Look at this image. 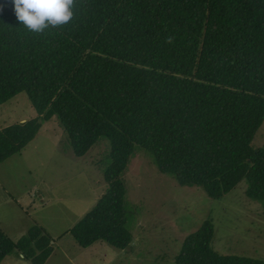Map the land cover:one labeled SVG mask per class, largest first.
Returning <instances> with one entry per match:
<instances>
[{"label": "trees", "instance_id": "1", "mask_svg": "<svg viewBox=\"0 0 264 264\" xmlns=\"http://www.w3.org/2000/svg\"><path fill=\"white\" fill-rule=\"evenodd\" d=\"M64 25L33 33L0 0V106L25 92L37 114L0 129V164L55 116L76 157L110 144L108 191L70 230L83 249L130 247L123 175L135 148L181 187L212 200L244 179L264 202V0H73ZM211 221L186 238L175 264H264L212 247ZM52 239L34 226L18 242L0 229V264L12 253L45 264Z\"/></svg>", "mask_w": 264, "mask_h": 264}, {"label": "rangeland", "instance_id": "2", "mask_svg": "<svg viewBox=\"0 0 264 264\" xmlns=\"http://www.w3.org/2000/svg\"><path fill=\"white\" fill-rule=\"evenodd\" d=\"M37 118L22 92L0 106V129ZM264 147V122L251 143ZM111 166L105 138L87 155L76 157L55 116L43 123L36 138L18 155L0 164V229L13 242L39 226L53 240L45 264H175L186 238L211 221L212 247L228 256L264 263V202L246 196L244 179L219 200L202 188L178 185L158 171L154 157L135 148L123 175L126 188L129 248L118 250L97 242L81 248L70 236L108 191ZM1 264H30L12 253Z\"/></svg>", "mask_w": 264, "mask_h": 264}, {"label": "clouds", "instance_id": "3", "mask_svg": "<svg viewBox=\"0 0 264 264\" xmlns=\"http://www.w3.org/2000/svg\"><path fill=\"white\" fill-rule=\"evenodd\" d=\"M17 22L33 33L67 24L73 17V0H11Z\"/></svg>", "mask_w": 264, "mask_h": 264}]
</instances>
